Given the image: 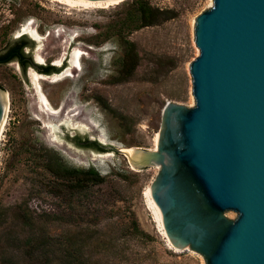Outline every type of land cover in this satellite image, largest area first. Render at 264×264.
<instances>
[{
    "label": "rangeland",
    "instance_id": "1",
    "mask_svg": "<svg viewBox=\"0 0 264 264\" xmlns=\"http://www.w3.org/2000/svg\"><path fill=\"white\" fill-rule=\"evenodd\" d=\"M146 1L175 16L137 28L141 0L89 7L0 0V55L24 37L32 42L26 51L43 62L70 59L75 48L82 54L64 80L42 74L60 116L37 96L39 71L0 63V88L9 97L0 139V264H60L71 236L85 244L80 264H204L199 252L174 249L155 218L148 192L159 167L134 165L110 148H154L165 105L195 104L194 22L213 0ZM29 25L42 42L23 32ZM66 116L86 128L62 126L56 141L46 122ZM86 138L105 149L77 144ZM90 167L105 181L77 194L63 170Z\"/></svg>",
    "mask_w": 264,
    "mask_h": 264
},
{
    "label": "water",
    "instance_id": "2",
    "mask_svg": "<svg viewBox=\"0 0 264 264\" xmlns=\"http://www.w3.org/2000/svg\"><path fill=\"white\" fill-rule=\"evenodd\" d=\"M194 33L195 104L165 105L154 150L110 148L159 166L152 196L175 248L204 264H264V0H213Z\"/></svg>",
    "mask_w": 264,
    "mask_h": 264
},
{
    "label": "trees",
    "instance_id": "3",
    "mask_svg": "<svg viewBox=\"0 0 264 264\" xmlns=\"http://www.w3.org/2000/svg\"><path fill=\"white\" fill-rule=\"evenodd\" d=\"M139 12L141 16L140 23L136 25L137 28L168 20L175 16V13L173 11L154 8L146 0H141V2L139 3ZM134 14L135 12L132 13L133 16ZM26 46H32V42L26 39V37L14 42L5 53L0 55V63L13 60L15 56H17L20 52H23ZM77 144L79 146L84 145L99 150L105 149L102 144L98 143L97 141L89 140L87 138L84 140V143H81V141H79L77 142ZM55 168V170L57 171L61 170H59L58 165H56ZM63 172L67 176L69 175L68 177H71L70 180L73 181L75 186L74 189L77 190V194H84V192L87 191L92 185L101 184L105 181L104 176L101 175L100 171L96 167H90L87 169L65 168ZM3 216L4 213L0 211V224L2 223ZM72 238L73 237L71 236V244L69 248L65 249L64 259L61 260L60 264H80V260L77 255L82 250L85 244L78 240L76 242Z\"/></svg>",
    "mask_w": 264,
    "mask_h": 264
},
{
    "label": "bare ground",
    "instance_id": "4",
    "mask_svg": "<svg viewBox=\"0 0 264 264\" xmlns=\"http://www.w3.org/2000/svg\"><path fill=\"white\" fill-rule=\"evenodd\" d=\"M53 1H58L60 3L66 4V5H69V6H73V7L74 6L89 7L91 5H97V6L107 5L108 6V5L119 3V2L124 1V0H104V1H91V2L81 1V0H53ZM211 3H212V1H211ZM23 32L30 33L35 39H37L39 42H42L41 35L38 32H36L35 30H33V28L30 25L26 26L24 28ZM81 55H82L81 52L78 51L77 48H75L73 50L72 54H71V60H70L71 61V65L74 66L75 68H77V67L80 68L79 67V63H80V59L82 58ZM38 60L41 61L42 57H41V59L38 58ZM58 63H62V59L59 60ZM71 75H72V73L70 72V69L68 68L67 70H65V72L63 74L56 75L52 80L54 82H58L60 80H64L63 78H65L67 76H71ZM33 79H34V83L36 84L37 96H38L40 102L42 103L43 108L45 110L49 111L53 115H59L60 114V110L52 106V103L50 102V100L48 99V97L46 96V94L43 91V88H42V85H41V79H46V78L44 76H42V74L38 75L37 73H35ZM5 95L7 96V92L5 93ZM7 98H9V97L7 96ZM8 107H9V104H8ZM8 110L9 109L7 108V111ZM6 117H7V114H6ZM5 121H6V119H5ZM4 126H5V124H4ZM62 126H69V128H71V129H73V128L77 129V127L78 128H86V126H84L80 122L75 123L74 116H66V117H64L62 119L47 121L46 125H45V127L48 128V130L50 131L51 137L54 140H56V141H58V139H59L58 138V135H59L58 132L60 131V128ZM88 129L89 128H87V130ZM0 139H1V136H0ZM158 144H159V134L156 135L155 147L152 148V149L154 150L155 148H157ZM122 149L125 150V149H134V148H124V147H122ZM157 167H159V166H157ZM148 197H149L150 207L153 210L155 218L159 222V225L162 228L163 233L166 236L169 244L174 249H177V248L174 247V245L172 244L171 240L169 239V237H168V235H167V233L165 231L162 212H161L160 208L158 207V205L156 204L155 200L153 199L152 189L151 188L149 189Z\"/></svg>",
    "mask_w": 264,
    "mask_h": 264
},
{
    "label": "flooded vegetation",
    "instance_id": "5",
    "mask_svg": "<svg viewBox=\"0 0 264 264\" xmlns=\"http://www.w3.org/2000/svg\"><path fill=\"white\" fill-rule=\"evenodd\" d=\"M30 46H26L23 50V52H20L13 60H9L8 62L17 60L18 63L23 67V70H25V73L27 72V68L34 67L38 73L44 74V75H51L53 73L63 74L65 70L72 69L71 68V58L69 59L68 56L65 57L64 61L62 63H50V62H43L39 61L36 57H32L29 52L26 51V49ZM7 63V62H2ZM69 127V126H67Z\"/></svg>",
    "mask_w": 264,
    "mask_h": 264
}]
</instances>
